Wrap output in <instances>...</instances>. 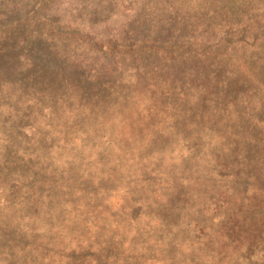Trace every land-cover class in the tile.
Returning a JSON list of instances; mask_svg holds the SVG:
<instances>
[{"label": "rangeland", "instance_id": "374dc122", "mask_svg": "<svg viewBox=\"0 0 264 264\" xmlns=\"http://www.w3.org/2000/svg\"><path fill=\"white\" fill-rule=\"evenodd\" d=\"M70 1L53 2L63 10ZM234 1L248 2L152 0L136 20L123 8L107 12L117 11L111 25L124 23L134 38L162 18L166 3L196 15L197 4L227 9ZM254 1L263 8L264 0ZM5 17L0 76L7 78L18 48L13 56V41L3 45L1 37L22 27L24 16ZM101 28L98 39L85 28L78 48L64 47L72 64H57L52 45L54 61L36 85L40 97L23 106L20 126L17 101L0 98V137L7 136L9 151L7 161L0 154V184L8 188L0 203V264H264V123L243 104L204 120L188 115L199 108V87L182 97L165 74L144 75L129 59L110 73L114 57L94 54L95 44L105 52Z\"/></svg>", "mask_w": 264, "mask_h": 264}, {"label": "trees", "instance_id": "16d2710c", "mask_svg": "<svg viewBox=\"0 0 264 264\" xmlns=\"http://www.w3.org/2000/svg\"><path fill=\"white\" fill-rule=\"evenodd\" d=\"M53 1L39 0V3L31 5L27 0H0V7L9 9L7 14L6 10L0 13V17L6 16L7 22L16 11L24 16L22 27L8 32L11 26L5 32L7 37H1L3 45L13 41V56L18 48L15 56L17 64L8 71L7 78L0 76V98L11 103V106L17 101L16 113L18 110L21 112L26 103H29L28 106L34 105L37 97H40L36 85L46 77L49 66L54 61L50 59L49 52L52 45L55 44L54 48H58L57 64L60 61L62 65L72 64L73 58L66 56L64 47L72 42L78 48V42L85 38V28L88 29L86 34H90V40L92 35L94 40L98 39L95 34H104L101 32L103 27L107 30V37L103 40V43H107L105 52L103 44L99 49L95 44L94 54L102 53L103 59L114 57V60L108 59L110 73L114 72L121 59H129L136 64V70L142 71L144 75L165 74L171 84L178 85L182 97L190 86L199 87L195 102V107L199 105V108L194 112L188 111V115L198 112L200 120H204L210 112L231 110V104H243L244 108L249 105L256 112L254 118L258 125L264 123V117L259 116L264 114V6L255 7L254 0L246 2L249 9L244 8L245 3L236 1L229 4L227 9L222 4L220 8L215 4L214 7L212 4L204 7L197 4L196 15L188 7L184 9L172 2L166 3L162 18L156 19L155 16L153 24H143L134 38L128 36L129 30H125L124 23L118 27L112 26L111 21L120 17L118 18L117 11H107L113 7L116 10L117 7L123 8L124 14L131 13V17L136 20L152 0H136L135 4H139V7L131 3L133 0H74L63 10L56 9ZM198 10L201 12L198 13ZM153 11L156 14L159 12L157 8H153ZM128 16L125 17V23ZM83 17L88 19H82ZM19 22L18 20L17 23ZM101 24L97 30L96 26ZM62 34L65 35L63 39ZM87 47L91 48L88 44ZM1 52H4V48L0 54ZM76 57L74 56L76 64L84 65L82 56ZM1 64L0 62V66ZM100 71L103 72V69ZM3 73L0 71V74ZM61 76L62 72H59L53 77L54 82ZM25 113L26 111L18 113L16 127L20 126ZM6 137H0L3 161H7L9 156L8 144H4ZM249 140L252 141L251 138ZM4 166L0 165V170ZM7 191V186L0 184V203L3 205ZM245 219L243 221L240 218V221L244 223Z\"/></svg>", "mask_w": 264, "mask_h": 264}]
</instances>
